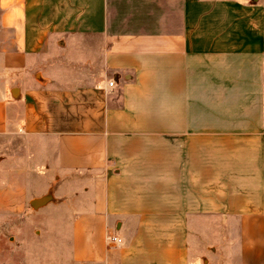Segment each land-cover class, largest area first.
<instances>
[{
    "label": "crops",
    "instance_id": "0c3cea01",
    "mask_svg": "<svg viewBox=\"0 0 264 264\" xmlns=\"http://www.w3.org/2000/svg\"><path fill=\"white\" fill-rule=\"evenodd\" d=\"M7 146L77 261L264 264V0H0Z\"/></svg>",
    "mask_w": 264,
    "mask_h": 264
},
{
    "label": "rangeland",
    "instance_id": "374dc122",
    "mask_svg": "<svg viewBox=\"0 0 264 264\" xmlns=\"http://www.w3.org/2000/svg\"><path fill=\"white\" fill-rule=\"evenodd\" d=\"M42 141L36 139L25 149L33 151L36 158L41 151L51 153ZM10 151L8 146L0 151V157L4 158L0 161V264H88L74 259L71 218L60 213L54 197L50 204L38 210L30 207L28 195L23 200H11L16 194L10 174L17 164L14 152ZM33 172L32 177L28 173L26 193L43 186L42 169Z\"/></svg>",
    "mask_w": 264,
    "mask_h": 264
},
{
    "label": "water",
    "instance_id": "95a60500",
    "mask_svg": "<svg viewBox=\"0 0 264 264\" xmlns=\"http://www.w3.org/2000/svg\"><path fill=\"white\" fill-rule=\"evenodd\" d=\"M11 95L14 99H17L18 98V88H13L11 90ZM50 200V195H44L40 198H35V199H32L30 201V206L33 208V209H37L43 205H45L48 201Z\"/></svg>",
    "mask_w": 264,
    "mask_h": 264
},
{
    "label": "built area",
    "instance_id": "2783aa9c",
    "mask_svg": "<svg viewBox=\"0 0 264 264\" xmlns=\"http://www.w3.org/2000/svg\"><path fill=\"white\" fill-rule=\"evenodd\" d=\"M113 83L114 82L111 80V81H109L108 84H109V86H112ZM105 242H106L107 245H110V246L118 245V244L122 243V239L119 236L115 235V234H107L105 236Z\"/></svg>",
    "mask_w": 264,
    "mask_h": 264
}]
</instances>
